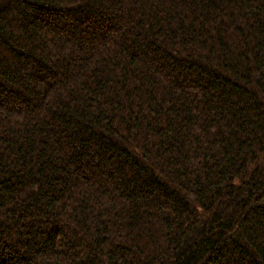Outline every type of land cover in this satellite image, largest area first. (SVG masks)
I'll use <instances>...</instances> for the list:
<instances>
[{
    "label": "trees",
    "instance_id": "trees-1",
    "mask_svg": "<svg viewBox=\"0 0 264 264\" xmlns=\"http://www.w3.org/2000/svg\"><path fill=\"white\" fill-rule=\"evenodd\" d=\"M0 264H264V0H0Z\"/></svg>",
    "mask_w": 264,
    "mask_h": 264
}]
</instances>
